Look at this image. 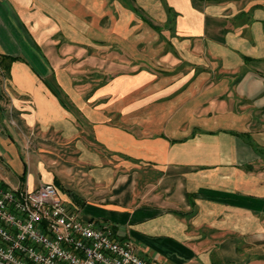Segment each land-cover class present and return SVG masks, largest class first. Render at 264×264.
I'll return each instance as SVG.
<instances>
[{"label":"crops","instance_id":"0c3cea01","mask_svg":"<svg viewBox=\"0 0 264 264\" xmlns=\"http://www.w3.org/2000/svg\"><path fill=\"white\" fill-rule=\"evenodd\" d=\"M44 182L153 264H264V0H0V185Z\"/></svg>","mask_w":264,"mask_h":264},{"label":"built area","instance_id":"2783aa9c","mask_svg":"<svg viewBox=\"0 0 264 264\" xmlns=\"http://www.w3.org/2000/svg\"><path fill=\"white\" fill-rule=\"evenodd\" d=\"M54 182L0 185V264H153Z\"/></svg>","mask_w":264,"mask_h":264},{"label":"rangeland","instance_id":"374dc122","mask_svg":"<svg viewBox=\"0 0 264 264\" xmlns=\"http://www.w3.org/2000/svg\"><path fill=\"white\" fill-rule=\"evenodd\" d=\"M46 49H43V51H45ZM79 68V67H78ZM77 72L78 71H80V70H76ZM75 71V73H77ZM74 73V74H75ZM70 146V151H75L76 152V148H75V146L74 145H69ZM59 149H64L65 150V148L66 147H64L63 145L61 146V147H58ZM56 150V155H57V158H58V161L54 164V163H51L50 162V160H48L49 159V155H46L45 157H43V160L45 161V163H47V165L49 166V167H53V170H54V172H57L58 174H59V176H61V178H62V181H60V184H59V186L62 188V189H64V190H66L67 192H70V189L69 188H74V189H78L79 191H80V193H84V189L87 187L86 186V184L84 185V186H86V187H84V189H82V187H83V185L80 187V186H78V182H79V180H78V178H75L73 175H68V172H67V175H66V173H65V168H66V166L70 163L69 161H71V159H73L74 158V156H72V158L71 159H69L68 157H69V155L67 156V157H65V155H63L64 153L63 152H60V150ZM58 152V153H57ZM65 157V159L66 158H68L67 160H69L68 162L67 161H65V160H63V158ZM72 165H73V167H75L76 169H77V162H73L72 163ZM62 167L65 169V170H63L62 169ZM81 171V170H80ZM72 203V202H71ZM80 213H82V216H83V209L81 208V212Z\"/></svg>","mask_w":264,"mask_h":264},{"label":"trees","instance_id":"16d2710c","mask_svg":"<svg viewBox=\"0 0 264 264\" xmlns=\"http://www.w3.org/2000/svg\"><path fill=\"white\" fill-rule=\"evenodd\" d=\"M17 59H19V57H15V56L11 57V60H17Z\"/></svg>","mask_w":264,"mask_h":264}]
</instances>
